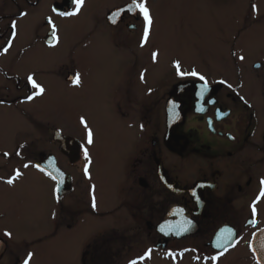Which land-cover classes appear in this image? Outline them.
<instances>
[{
  "label": "flooded vegetation",
  "instance_id": "af4514ba",
  "mask_svg": "<svg viewBox=\"0 0 264 264\" xmlns=\"http://www.w3.org/2000/svg\"><path fill=\"white\" fill-rule=\"evenodd\" d=\"M41 1L23 2L31 8ZM54 3L56 0H51L50 11L39 23L36 33L37 40L46 49L59 44V25L52 17L70 10L65 7L57 11L52 7ZM15 4L20 17L21 7ZM110 10L116 13L108 20L111 24L136 35L141 20L140 33H144L145 24L139 11L131 16V11L122 6ZM13 15L4 26L8 27V35L4 36L0 29V40H3L0 55L7 42L15 38ZM6 16L1 15L0 19ZM200 54L169 58L152 71L154 83H143V80L133 83L141 95L140 98L135 95L138 98L133 115L125 106L129 82L116 94V118L125 128V144L115 172L117 178L112 181L109 195L94 180L96 174L89 171L91 196L87 203L83 202L85 196L83 200L77 197L80 177L69 173L58 158L59 153L71 166H77L80 161L85 163L87 140H55L52 136L55 131L68 135L59 130L61 127L51 131L46 124L49 119L46 111L32 100L44 91L37 95L39 89L32 87L28 77L44 89L36 77L40 73L45 76L46 67L39 66L43 69L40 73L16 74L0 66V73L7 81V84L0 83V120L25 128V124L34 125L33 116H36L40 122L35 124H42L45 132L51 134L49 143L53 141L58 152L55 155L48 143L38 148V144L28 140L29 136L23 143L12 139L3 142L0 138V264H24L25 259L29 263L31 247L26 244L27 254L20 256L18 245H41L52 239L79 244L74 261L62 264L109 263L115 260L113 248L129 246L133 241L150 242L162 253V260H176L186 255L192 261L208 264H231L233 260L239 264H264L251 248L252 241H264L253 237L264 229V197L260 196L264 180V106L252 100L246 89L239 92L237 88H228L223 71L216 75L209 67L205 68L203 64L209 59ZM194 58L199 62H194ZM149 60L143 62L141 72ZM177 62L182 72L195 71L206 78L208 87L203 95L199 93L204 82L194 76H178L177 68L173 67ZM73 71L65 77L56 73V78L76 86L80 78L79 83H74L78 72L75 67ZM29 96L33 98L29 100ZM38 110L42 120L36 114ZM8 115L14 117L8 118ZM3 128L0 124V130ZM86 162L90 163L87 167L91 166L89 159ZM9 179L13 180L12 184L7 183ZM56 180H62L63 186ZM49 189L56 202L52 209L59 203V213L56 209L52 213ZM98 192L105 195L104 203L109 196L107 204L99 203ZM73 195L78 202L72 206L68 199ZM36 226L42 230L35 232ZM57 228L60 234L54 232ZM5 232L11 235L5 236ZM217 232L219 235L215 237ZM232 253L247 254L246 262L241 255L232 260L229 256ZM143 256L132 259L138 263L150 260L148 257L140 260ZM213 256L216 260L211 259Z\"/></svg>",
  "mask_w": 264,
  "mask_h": 264
},
{
  "label": "rangeland",
  "instance_id": "374dc122",
  "mask_svg": "<svg viewBox=\"0 0 264 264\" xmlns=\"http://www.w3.org/2000/svg\"><path fill=\"white\" fill-rule=\"evenodd\" d=\"M23 1L25 0H0V16L8 15L0 19L3 35H8V27L4 26L12 18V14L14 21L11 24L15 22L16 25L15 38L10 40L8 51L0 55V66L16 74L33 71L40 73L43 66L46 67L47 70H44L47 74L44 76L40 73L36 77L44 84V94L32 99L33 103L39 104L46 111L45 115L49 118L46 119L48 122L46 124L51 131L61 127L59 130L68 135L53 132L52 136L57 141L62 139L77 141L76 138H81L86 142L87 129L91 130L93 143L88 144L87 149L91 166L87 168H90L88 170L90 174L92 172L96 174L97 179L94 180L103 186L105 194L108 192L110 195L112 181L117 178L115 172L125 144L123 136L125 128L119 125L121 122L116 118V94L129 82L127 99L124 96L127 101L125 103L124 100V103L130 115H133L138 98L135 95L139 98L141 96L133 83H140L142 80L143 83H154L155 75L152 71L165 64L167 59L174 56L185 57L187 53H192L196 57L201 52L202 58L209 59L203 66L209 67L216 75L222 74L220 72L223 71L228 88H237L239 92L246 89L252 100H257L261 107L264 106V0H143L152 21L146 40L144 33H140L141 20L136 35L128 33L124 27L120 28L109 22L111 21L109 17L112 18L115 13L113 10H119L110 9L118 6L127 9L131 0H84L76 15L52 17L58 23L60 33L59 44L52 49L42 47L36 35L39 23H42L50 11L48 5L51 0H42L38 6L31 8ZM15 3L20 5L24 15L17 17L19 9L15 10ZM252 5H256L255 13ZM52 7H56L57 11L65 7L70 9L69 11H75L72 0H56ZM131 13V16L138 14V9L133 8ZM140 36L141 42L138 43ZM2 43L3 40H0V46ZM127 53L130 55L126 56ZM153 53H156L155 59ZM240 57H243V60ZM147 60L149 64L141 72L143 62ZM192 60L199 62L196 58ZM74 67L80 78L78 85H68L56 78V73L63 77L68 72L73 73ZM173 67L175 68L174 64ZM0 83L7 84L1 73ZM29 114L32 115L31 110ZM36 114L38 116L40 110L36 111ZM9 117L14 116L8 115ZM33 117L35 118L33 122H40L36 120V116ZM38 118L41 119L39 116ZM81 118L86 122L87 129L81 124ZM35 123L34 125L30 123L35 129L30 124L27 126L25 124V128H19L14 127V124L18 123L13 124L11 121L6 123L1 119L0 124L4 128L0 130V138L3 142H11L12 139L14 142L23 143L24 139L27 140L26 136H29L28 140L38 144V148L48 143L51 146L50 150L56 155L58 152L52 145L53 141L49 143L51 134L45 132L42 124ZM58 158L69 173L74 174L75 178L80 177L77 197L83 200L85 196L83 202L87 203L91 194L87 180L90 178L88 174L85 175V166L90 163L85 160V163L80 161L77 166H71L59 153ZM56 182L60 187L63 186L62 180ZM48 191L51 193L52 213L55 209L57 213L59 203L52 209L56 202L52 190ZM98 197L99 203L107 204L109 201L107 196L104 203L105 195L100 192ZM68 200V203L72 202V206L78 202L74 195ZM55 216L53 218H56ZM35 228V232L42 230L41 227ZM58 230L57 228L54 232L60 234ZM218 235L217 232L215 237ZM26 244L31 247L32 253L28 264H62L74 261L79 245H76V241L53 239L41 245L19 244L17 253L20 256L27 254ZM149 249L151 252L147 259L150 260L138 264H208L192 261L186 255L183 258L179 257L177 261L171 258L162 260V253L148 241H133L129 246L113 248L111 252L115 260L111 259L113 261L109 260V263L105 264H129L134 260L132 258L145 255ZM239 255L244 257L243 260L246 262L247 254H229L232 260ZM231 264L239 263L233 260Z\"/></svg>",
  "mask_w": 264,
  "mask_h": 264
},
{
  "label": "snow or ice",
  "instance_id": "6c2138e0",
  "mask_svg": "<svg viewBox=\"0 0 264 264\" xmlns=\"http://www.w3.org/2000/svg\"><path fill=\"white\" fill-rule=\"evenodd\" d=\"M72 3L75 5V11H69V12H59L58 14L61 15V16H72V15H76L77 12L80 10L82 4L84 3V0H72ZM133 8L135 9H138L139 13L142 14L143 16V19H144V39L146 40L147 37H148V31H149V25L152 23L151 21V18L149 16V11L147 9V7L145 6L143 0H139V2H137V0H131V3L129 5H127V10L128 11H131ZM252 10L253 12L255 13L256 12V5H252ZM53 11H56V9H53ZM116 13H114L115 15ZM22 15H24L22 13ZM109 19H111V17H109ZM115 22V21H113ZM16 25H15V22L13 23L12 25V28L13 30L15 29ZM13 35H15V31H13ZM8 46L6 47H3L2 49V52L6 53L8 51V47H10V43L11 41H8ZM156 57V53H153V59H155ZM241 60H243V57H240ZM175 67L177 68V75L178 76H194V77H198L200 81H203L204 83L201 85V88H200V95H203V93L205 91H207V81H206V78L203 76V75H199L197 72L195 71H192L190 73L188 72H182L180 70V66H179V63L177 62L175 64ZM28 81L29 83L32 85L33 88H38L39 91L36 93L37 95L42 93L44 91V89L42 87H40L34 80L31 76L28 77ZM73 82L74 83H79V74H77L74 78H73ZM221 83H224L223 81H221ZM230 87V85H229ZM33 97L32 96H29L28 99H32ZM198 110H202V109H198ZM81 124H83L85 126V128L87 129V124L86 122L84 121L83 118H81ZM93 143V139H92V132L90 129H87V144H92ZM4 155H8V153H5ZM17 155H19V153H17ZM84 157H85V160H88L89 157H88V151H87V148L84 149ZM25 167H28V165H25ZM43 171V169H41ZM88 174V169H87V165L85 166V175ZM17 176L20 175L19 172L16 173ZM7 183L9 184H12L13 183V180L12 179H9L7 181ZM261 185H262V189H261V193H260V196L264 197V180L261 181ZM193 195H195V193H193ZM259 199V197H258ZM93 208H95V203L93 202ZM255 207H253V214H255ZM252 221H250L251 223ZM5 236H10L11 234L8 233V232H5L4 233ZM218 248L221 247V245L219 243H217L216 245ZM151 252V249L148 250V252L145 253V255L143 257H140L139 259L140 260H143L145 259L146 257L149 256ZM31 253H28V258H31ZM212 260H216V257L213 256L211 258ZM24 264H28V259H25L24 260ZM129 264H138V261L137 260H132L129 262Z\"/></svg>",
  "mask_w": 264,
  "mask_h": 264
},
{
  "label": "water",
  "instance_id": "95a60500",
  "mask_svg": "<svg viewBox=\"0 0 264 264\" xmlns=\"http://www.w3.org/2000/svg\"><path fill=\"white\" fill-rule=\"evenodd\" d=\"M255 238L264 239V229L254 235ZM251 248L259 260L264 261V241H252Z\"/></svg>",
  "mask_w": 264,
  "mask_h": 264
}]
</instances>
